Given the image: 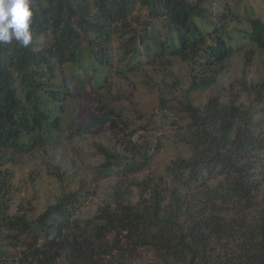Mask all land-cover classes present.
Instances as JSON below:
<instances>
[{
    "label": "trees",
    "instance_id": "16d2710c",
    "mask_svg": "<svg viewBox=\"0 0 264 264\" xmlns=\"http://www.w3.org/2000/svg\"><path fill=\"white\" fill-rule=\"evenodd\" d=\"M243 1L212 10L210 0H29V45L0 42V264L62 257L128 264L139 247L153 252L143 264H264V73L248 80L244 72L224 93L192 100L196 90L218 84L240 48L231 32L264 53V18L246 5L238 10ZM154 21L165 35H156ZM243 22L248 27L239 28ZM176 60L189 66V85L180 97L171 95L175 78L158 83L156 109L177 118L189 154L139 180L159 143L131 141L141 129L130 126L131 117L149 113L124 101L118 81L140 75L150 90ZM106 131L130 146L123 153L94 144L102 157L95 176L114 183L91 218L75 217L90 194L87 179L37 216L14 205V172L5 164ZM46 165L49 176L64 180V169ZM2 245L22 249L13 257Z\"/></svg>",
    "mask_w": 264,
    "mask_h": 264
},
{
    "label": "rangeland",
    "instance_id": "374dc122",
    "mask_svg": "<svg viewBox=\"0 0 264 264\" xmlns=\"http://www.w3.org/2000/svg\"><path fill=\"white\" fill-rule=\"evenodd\" d=\"M211 9L217 10L218 2H228L230 0H210ZM243 5L248 6L252 16L264 18V0H244L238 3V10L242 11ZM238 25V24H237ZM239 28L248 27L246 23L238 25ZM156 35H165L166 28L162 21H154L153 28ZM234 29V27L232 28ZM236 31V30H235ZM231 32L233 39L239 40V49L232 54L227 68L222 75H220L218 84L214 87H204L196 90L192 94V100L195 103L203 104L204 101L214 91H219V94L224 93L229 83L238 81L240 75L245 72V77L248 80H256L263 75L264 70V53L256 46L242 42L240 32ZM236 36V38H235ZM232 39V40H233ZM237 45V46H238ZM243 45V46H242ZM247 53L246 55L244 53ZM189 66L182 61L176 60L170 67L167 68L166 77L156 75L154 80L156 86L148 90L140 86V75H137L128 80L118 81V90L124 91L125 102H131V106L135 109L143 110L149 115L138 116L137 114L131 117V127H139L141 129L135 130L131 137V141L138 143L141 140L147 141L150 145H158V150L154 154L152 161L147 169L138 173L137 178L141 180L146 175L160 174L165 164L170 160L182 156H188L187 146L178 140L177 124L178 120L173 113H164L156 109L158 106L159 90L158 83L167 82L172 85L175 78L179 84L178 88L174 90L171 95L178 94L181 97L182 92L189 85ZM238 84L235 86V91L238 92ZM237 88V89H236ZM168 94V87H167ZM226 94V93H225ZM169 95V94H168ZM241 102L247 103L248 99L244 93L241 92ZM156 109V110H155ZM171 111V110H170ZM153 113H155L153 115ZM166 115L168 118H165ZM140 117V118H138ZM174 117V119H173ZM95 143H101L113 151L127 153L125 147L130 146V143L119 144L113 134L109 131L91 135L85 139H73L70 143L63 139L55 146L47 147V153L44 151L37 152L34 155H25L20 157L16 163H7L5 168L14 172L15 191L13 193V203L15 206L21 204L26 210L31 212V215L37 216L44 211L48 204L54 203L57 195L62 190H75L79 187L82 179H87L89 182V197L86 198L84 204L79 208L76 218L83 221L91 218L97 208L103 206L109 198L108 193L111 185L114 183L113 178L100 179L95 176V167L102 161V157L94 149ZM124 147V148H123ZM48 160L53 165H59L60 170H65L63 174L64 180L56 181L49 176L46 171ZM138 197L136 188H132V194L128 198L134 202ZM43 240L38 243L41 244ZM5 252H9L11 256L15 257V252L22 249V246L13 248L11 246H1ZM137 257L128 264H143L154 259L153 252L147 247H139L137 250ZM66 255L63 253L62 256ZM111 259V258H110ZM53 264H68L66 257L59 258ZM72 264V263H71ZM89 264V263H88ZM90 264H107L105 261H98L96 257L92 258Z\"/></svg>",
    "mask_w": 264,
    "mask_h": 264
},
{
    "label": "clouds",
    "instance_id": "9594fccd",
    "mask_svg": "<svg viewBox=\"0 0 264 264\" xmlns=\"http://www.w3.org/2000/svg\"><path fill=\"white\" fill-rule=\"evenodd\" d=\"M31 17L29 0H0V42L15 40L27 47L32 39Z\"/></svg>",
    "mask_w": 264,
    "mask_h": 264
}]
</instances>
